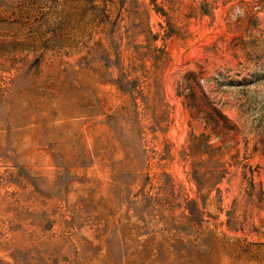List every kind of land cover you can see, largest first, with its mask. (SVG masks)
<instances>
[{
	"label": "rangeland",
	"instance_id": "1",
	"mask_svg": "<svg viewBox=\"0 0 264 264\" xmlns=\"http://www.w3.org/2000/svg\"><path fill=\"white\" fill-rule=\"evenodd\" d=\"M0 264H264V0H0Z\"/></svg>",
	"mask_w": 264,
	"mask_h": 264
}]
</instances>
